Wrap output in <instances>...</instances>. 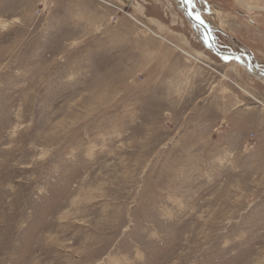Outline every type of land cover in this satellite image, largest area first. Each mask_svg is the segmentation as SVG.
Wrapping results in <instances>:
<instances>
[{
	"label": "rangeland",
	"instance_id": "1",
	"mask_svg": "<svg viewBox=\"0 0 264 264\" xmlns=\"http://www.w3.org/2000/svg\"><path fill=\"white\" fill-rule=\"evenodd\" d=\"M195 6L264 70V0ZM0 264H264V81L177 0H0Z\"/></svg>",
	"mask_w": 264,
	"mask_h": 264
},
{
	"label": "bare ground",
	"instance_id": "2",
	"mask_svg": "<svg viewBox=\"0 0 264 264\" xmlns=\"http://www.w3.org/2000/svg\"><path fill=\"white\" fill-rule=\"evenodd\" d=\"M195 1L196 0H177V4L180 8V10L183 12V14L185 15V17L191 22L193 29H195L198 33L199 36V40L208 45L209 48L211 49H217V51H219V46L214 42L213 40V34L214 33V28H212L210 25H208V23H206L203 18L200 15V12L198 11V9L195 6ZM184 2L185 5V9L182 8V3ZM201 27L203 28V32L206 35L204 37V35H202L199 31L201 29ZM216 51V52H217ZM215 52V53H216ZM221 52V56L224 59L227 60H231L235 61L237 64H240L242 67H244L246 70H248L243 64L247 65L248 67H250L252 69L253 72H250L248 70V72L250 74H260L262 75V77H258L257 75H255L256 77L262 79L264 81V70L260 69L255 63H252L250 60V56L248 55L247 51L238 53V52H222L221 50L219 51ZM219 54V53H218ZM252 58V57H251Z\"/></svg>",
	"mask_w": 264,
	"mask_h": 264
},
{
	"label": "water",
	"instance_id": "3",
	"mask_svg": "<svg viewBox=\"0 0 264 264\" xmlns=\"http://www.w3.org/2000/svg\"><path fill=\"white\" fill-rule=\"evenodd\" d=\"M182 4H183V5H182V8L185 9L184 2H183ZM212 50H213V49H212ZM213 51L216 52L217 49H214ZM219 51H220V49H219ZM219 51H217L216 53H217V54L219 53L218 55L221 57V59L224 60V61H228L227 59H224V58L221 56V54H220L221 52H219ZM243 65H244V66H245L250 72H253L252 69H251L250 67H248V66L245 65V64H243ZM255 75H257L258 77H262V75H260V74H258V73L255 74ZM263 76H264V75H263Z\"/></svg>",
	"mask_w": 264,
	"mask_h": 264
}]
</instances>
